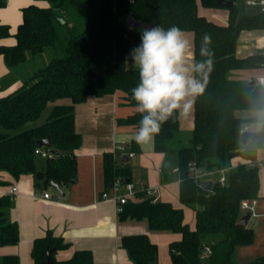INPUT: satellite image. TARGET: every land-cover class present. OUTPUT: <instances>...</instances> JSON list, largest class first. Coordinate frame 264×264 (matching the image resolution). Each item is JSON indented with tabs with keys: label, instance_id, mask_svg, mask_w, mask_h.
<instances>
[{
	"label": "trees",
	"instance_id": "1",
	"mask_svg": "<svg viewBox=\"0 0 264 264\" xmlns=\"http://www.w3.org/2000/svg\"><path fill=\"white\" fill-rule=\"evenodd\" d=\"M40 1L45 3L23 9V21L15 34L8 24L0 23V56L9 71L47 49L58 52L16 89L0 92V172L6 171L15 179L31 174L40 188L53 180L60 185L74 182L78 169L75 151L82 142L75 127L74 109L90 95H121L133 111L118 122L138 130L141 115L136 111L131 89L139 82V70L132 65L129 53L140 45L145 29L129 27V15L152 27L167 30L177 26L192 31L195 62L207 59L199 54L207 35L211 38L207 47L213 54V67L204 93L194 99V128L187 142L178 111L154 137V151L163 153L177 166L182 178L180 200L194 208V224L186 221L184 207L153 201L142 192L122 204L119 217H145L152 229L180 234L170 243L174 264H239L237 248L251 244L254 235L239 221L240 202L258 197L260 190L259 167L248 166L245 160L255 158L257 150L264 146V134L246 144L241 142L242 127L260 122L264 131V119L245 117L239 112L264 110V85L241 81L235 71L264 65V56L255 53L238 57L236 46L243 29L264 24V11L248 15L234 3L229 8L228 22L219 24L199 14L197 0ZM201 3L207 7L224 6L222 0ZM5 4L0 0V6ZM10 36H14V43H5ZM47 136L59 153L43 160L35 152L39 148L36 140ZM236 158L242 161L233 167ZM191 162L206 169L230 167L226 183L216 181L211 188L198 184L188 174ZM128 172L129 168L117 167L113 155H106L108 185L117 176L126 181ZM8 184L0 178V185ZM12 200L11 194L0 196V246L16 244L20 239L18 223L9 217ZM68 245L52 232L37 238L32 251L35 264H44L51 248L53 264H92L93 254L88 249L77 250L65 260L57 259L55 253ZM121 245L134 264H154L157 258L158 247L146 234L123 236ZM0 264H20L19 257L0 256ZM245 264H264V254Z\"/></svg>",
	"mask_w": 264,
	"mask_h": 264
},
{
	"label": "crops",
	"instance_id": "2",
	"mask_svg": "<svg viewBox=\"0 0 264 264\" xmlns=\"http://www.w3.org/2000/svg\"><path fill=\"white\" fill-rule=\"evenodd\" d=\"M6 4L0 6V23L8 24L12 34L23 21V9L32 4H42L40 0H5ZM198 1V12L219 24H226L229 20L230 7H207ZM248 15H255L262 11V6L249 5L247 0H231ZM248 7L256 8L248 13ZM191 41V51L194 54V33L184 31ZM14 36L4 40L7 44L14 43ZM56 51V50H54ZM44 53H51L47 49ZM255 53H264V24L245 28L241 31L236 46L238 57H247ZM42 55V54H41ZM46 64V63H45ZM44 64V65H45ZM40 65V66H44ZM39 66V67H40ZM38 68V67H37ZM9 72L3 56H0V77ZM264 76V65L254 68L235 71V77L241 81H248ZM22 81H16L7 87L6 91L16 89ZM2 85V84H0ZM2 86L0 92H2ZM69 102V100H64ZM133 111L118 93L103 96L90 95L85 101L75 105V127L82 136V142L75 151L77 159V178L69 185H61L64 195L56 189H50L51 183L43 188L35 185L31 174L15 179L6 171L0 172V178L8 185H0V196L10 194L13 186L18 188V193L13 196L9 209V217L17 222L20 239L16 244L0 246V256L14 254L19 257L20 264H35L32 251L37 238L43 237L48 232L63 238L69 245L55 253L59 260H65L74 255L77 250L88 249L93 254L92 264H134L128 252L122 247L121 239L126 235L146 234L158 247V254L154 264H174L170 250V243L180 237V234L170 230H156L149 225L147 218L121 219L117 212V204L113 198V190L107 184L105 176V157L113 155L119 143L124 142L126 152L133 151L135 155L118 154L116 165L119 168H129L130 181L134 185L135 195L144 193L146 196L158 197L177 207H184L186 221L193 225L195 210L184 205L180 200L179 184L181 175L175 163L165 157L163 153L154 151V139L147 144H137L134 135L138 131L131 125L121 124L120 118L126 117ZM249 115L260 120L264 119V110ZM179 121L182 134L186 137L194 128V104L192 109L184 114L179 110ZM249 117L246 115H242ZM250 130H261V123L255 122ZM258 126L259 129H254ZM41 149H49L41 147ZM41 159L47 157L38 154ZM127 158L125 160L124 158ZM255 158H264V146L259 148ZM241 159H235L232 166L237 165ZM228 173V171H227ZM226 173V174H227ZM260 190L255 207V215H251L246 224L253 230L251 244L237 248L236 256L239 264H245L264 254V166L259 167ZM215 179L208 178L213 183ZM108 191L110 196L103 198L102 193ZM44 192L51 197H44ZM124 185L119 194L126 193ZM242 212V211H241ZM242 215L244 213L242 212ZM245 262V263H242Z\"/></svg>",
	"mask_w": 264,
	"mask_h": 264
},
{
	"label": "clouds",
	"instance_id": "3",
	"mask_svg": "<svg viewBox=\"0 0 264 264\" xmlns=\"http://www.w3.org/2000/svg\"><path fill=\"white\" fill-rule=\"evenodd\" d=\"M210 43L211 38L205 35L199 54L207 59L195 62L191 41L179 27L143 30L140 45L129 53L132 65L139 70V82L131 89L141 115L134 135L137 144L153 141L162 124L181 109L187 114L194 99L204 93L213 67Z\"/></svg>",
	"mask_w": 264,
	"mask_h": 264
},
{
	"label": "built area",
	"instance_id": "4",
	"mask_svg": "<svg viewBox=\"0 0 264 264\" xmlns=\"http://www.w3.org/2000/svg\"><path fill=\"white\" fill-rule=\"evenodd\" d=\"M247 4H249V5L260 4L262 6V9L264 10V0H247ZM263 56H264V53H263ZM262 81H264V76L258 77L257 82L261 85H264V83H262ZM0 89H1V85H0ZM248 130H250V126L244 125L241 129V134L245 131H248ZM126 147L127 146L125 145L124 142L116 145V147L113 151V156L116 157L118 154L124 153V154H127L129 157H133L135 155V152H133V151L126 152V150H127ZM35 152L37 154H41L44 157H50L53 155L49 151V149L43 150L41 148H38L35 150ZM245 163L251 167H261V166H264V158H262V159L253 158V159L245 160ZM229 169H230V167L219 169V170L218 169H206L204 167L197 166L194 162H191V163H189L188 174L191 177H193L195 182H197L200 185L204 181H206V179H208L210 176H213V175L217 176V180H216L217 182L224 184L227 181V174L226 173H227V171H229ZM212 184H213V182H212ZM122 185L125 186L127 192L124 194H119L118 192H119ZM111 189L114 192L113 196L111 198H113L114 201L116 202L117 212L119 213L122 211V204L127 202L131 196L135 195L134 185H133V183H131L129 181H124L119 176H117L114 178V180L111 184ZM17 193H18V188L16 186H13L10 189V194L12 196H14ZM102 196H103V198H108L110 196V194L108 191H106V192L102 193ZM44 197L50 198L51 195L48 192H44ZM157 200H158V197H153V201H157ZM256 204H257V198H255V197L244 198L240 202V209L244 214L246 212H251V215H255ZM205 248H206L208 253L211 252V249L209 246H206Z\"/></svg>",
	"mask_w": 264,
	"mask_h": 264
},
{
	"label": "water",
	"instance_id": "5",
	"mask_svg": "<svg viewBox=\"0 0 264 264\" xmlns=\"http://www.w3.org/2000/svg\"><path fill=\"white\" fill-rule=\"evenodd\" d=\"M222 3L225 5V6H228V7H231L234 3L233 1L231 0H222ZM126 24L131 27V28H142V29H149L153 26V24H149L147 22H143V21H140V20H136L132 15H129L127 17V20H126ZM248 84H254L255 83V79L254 78H250L248 81H247ZM264 134V131L263 130H258V131H254V130H248V131H245L241 134V142L243 144H246L248 143L249 141H254L256 140L257 138H259L260 136H262ZM36 145L41 148V147H47L49 148V151L52 153V154H55L57 155L59 152L57 149L55 148H52L51 147V142H50V138L49 136L45 137V138H40L38 140H36ZM125 160H127V158L125 157L124 158ZM203 186L205 188H211L212 186V181L211 180H206L204 181L203 183ZM51 185L61 194V195H64V191L62 190V187L61 185L56 182V181H51ZM251 217V212H246L244 215L241 216L240 218V222L242 224H247L248 223V220L249 218ZM54 249L51 248V249H48V252H47V260L45 261L44 264H53V258H52V251ZM203 250H200V253H202Z\"/></svg>",
	"mask_w": 264,
	"mask_h": 264
},
{
	"label": "rangeland",
	"instance_id": "6",
	"mask_svg": "<svg viewBox=\"0 0 264 264\" xmlns=\"http://www.w3.org/2000/svg\"><path fill=\"white\" fill-rule=\"evenodd\" d=\"M43 3L45 2H42V4ZM254 10H256V8L248 7L247 12L252 13V11ZM49 51L51 53H43L42 55H39L37 57L30 58L23 65H19L15 67L14 69L13 68L10 69L7 75H5L4 77H0V84H2L1 86L3 88L1 91L2 92L6 91L7 87L16 81H24L32 73L33 70H35L40 65H44L45 63H47L53 56L58 55V52L54 51L51 48L49 49ZM257 112L258 111H254V110H245V111H240L239 114L249 116L252 114H256ZM46 115H47V112L44 114L43 119L46 117ZM254 129H259V127L255 126ZM188 135L186 137L183 135L185 137L184 139H186ZM185 142H187V139L185 140ZM210 178L215 179V176H211ZM49 188L53 189L54 187L50 185ZM242 263H245V262H242Z\"/></svg>",
	"mask_w": 264,
	"mask_h": 264
}]
</instances>
